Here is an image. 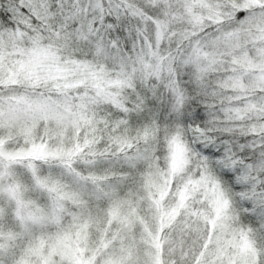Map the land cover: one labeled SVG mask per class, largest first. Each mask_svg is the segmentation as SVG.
<instances>
[{
    "label": "snow or ice",
    "instance_id": "6c2138e0",
    "mask_svg": "<svg viewBox=\"0 0 264 264\" xmlns=\"http://www.w3.org/2000/svg\"><path fill=\"white\" fill-rule=\"evenodd\" d=\"M0 264H264V0H0Z\"/></svg>",
    "mask_w": 264,
    "mask_h": 264
}]
</instances>
